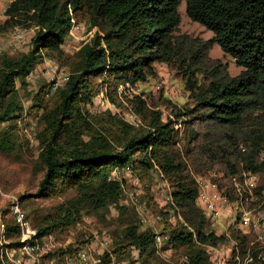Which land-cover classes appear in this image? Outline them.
I'll list each match as a JSON object with an SVG mask.
<instances>
[{
  "label": "trees",
  "instance_id": "obj_1",
  "mask_svg": "<svg viewBox=\"0 0 264 264\" xmlns=\"http://www.w3.org/2000/svg\"><path fill=\"white\" fill-rule=\"evenodd\" d=\"M183 2L188 17L214 34L212 40L180 34ZM6 15L0 33L22 20L36 34L28 52L0 56V154L26 145L19 121L42 111L37 119L40 153L32 170L38 180L36 196L62 200L49 210L26 213L22 208L37 243L76 226L85 213L113 206L124 234L116 237L117 249L105 254L101 264H112V256H126L129 249H136L148 264L157 252L155 233L139 231L121 204L122 184L111 179L115 168L131 165L141 176L158 169L171 184V205L182 211L185 224H167V243L184 250V264H211L209 248L225 244L228 237L210 229L206 212L197 204L192 171L204 174L219 168L224 175L219 190L226 189L231 202L237 200L236 183L243 182L245 173L264 175V0H15ZM74 22H86L97 32L69 59L68 83L51 101L42 88L36 105L26 110L17 81L26 87L24 80L45 56L63 59L62 46ZM213 44L242 68L238 76L231 77L226 65L210 57ZM159 64L173 70L190 92L191 105L173 112L177 119L188 116L186 125L194 131L186 149L179 146L175 121H165L163 112L150 108L143 96L127 99L140 126L110 112L92 116L86 109L101 84L107 85L109 100L121 106L119 88L155 78ZM263 189L264 183L258 194ZM9 203L1 216L10 214L13 221L4 224V238L23 259L14 256L12 261L3 252L0 264H26L21 229ZM251 238L253 234L238 231L233 256L238 251L245 257ZM254 249L248 264H262Z\"/></svg>",
  "mask_w": 264,
  "mask_h": 264
},
{
  "label": "rangeland",
  "instance_id": "obj_2",
  "mask_svg": "<svg viewBox=\"0 0 264 264\" xmlns=\"http://www.w3.org/2000/svg\"><path fill=\"white\" fill-rule=\"evenodd\" d=\"M9 5L8 1H4L0 10L5 9ZM179 11L181 15L180 34L204 41L214 38V34L211 31L188 17L185 2L181 4ZM6 20H8V17H0V24L5 23ZM76 27L79 28L71 31L62 46L64 57L61 61L55 57L45 56L43 61L24 80L27 84L26 87L21 85L20 80L17 81V87L22 98L21 101L26 110L36 105L35 96L42 88H47V101H51V97L55 94L50 93L48 67L55 69L60 76L70 74L71 61L69 59L84 44L90 41L97 32V29L89 30L86 22L76 24ZM15 28H19L24 32L25 40L18 46L9 47L8 42ZM35 34L36 30L33 26L19 20L18 24L11 28L10 31L0 33V56L6 54L16 57L28 52ZM209 55L213 60L220 61L226 65L231 77H236L241 73L242 68L237 66L234 58L225 54L217 44H213ZM156 67L157 76L155 78H150L148 81L139 83L134 87L122 86L119 88L118 94L121 99V106L115 105L109 100L107 85L101 84L98 95L92 99L86 109L92 116L110 112L121 116L134 126H140L142 123L130 108L127 99L143 96L150 108L156 107L155 109L163 112L165 121L168 118L175 121L176 129L179 131L177 136L179 146L181 149H186L194 135V131L186 125V121L189 119L188 116L177 119L173 112L191 105L190 92L187 90L185 81L179 78L168 66L159 64ZM35 113V115L26 114L19 121V133L26 145L11 153L0 154V255L4 252L12 261L16 252L11 251L7 247L8 241L4 238V224L12 220V216L10 214L7 217L5 216V218L1 216V213L10 209V198L8 197L14 195L20 199L22 196H28L24 201H20L26 213L32 210H49L62 201L53 198L40 199L36 196L38 180L34 178L32 170L38 161L40 153L37 135L41 131V126L37 119L42 114V111H36ZM197 129H199V126L194 127V130ZM190 170H193L192 166ZM192 172L195 178L205 177L216 184L218 188L221 184H224V175L219 168L209 170V172L204 174ZM133 177H137L141 181L142 189L133 188V179L127 178L125 193H123L121 199V204L128 208L131 220L139 225L140 232L156 230L158 233L170 235L169 232H166V226L168 223L174 226L181 225L182 222L179 216L182 217V211L180 209L175 210L171 205L172 200H168L172 193L168 179L158 169H154L143 176L135 171ZM263 183L264 175H258L256 187L252 191L253 196L248 197V201L245 204V207L252 211L261 229L264 225V189L261 194H258V190ZM133 192L136 194L134 199L130 196V193ZM225 192L226 189L220 190L221 194L226 195ZM198 206L201 207L200 205ZM159 211H162L163 214L167 213L168 216H163ZM159 215L163 219L162 222L157 220ZM118 218V210L113 206L97 213H85L82 221L76 226L67 228L64 231H57L40 242V264H101V258L105 254L113 255L117 249L116 237H121L124 234V230L120 228L121 224ZM143 218H147L146 223L142 222ZM239 218L240 209L230 204L217 217L214 226L210 222L212 231L218 235H226L228 237V241L217 247L216 250L209 248L211 264H238L233 252L236 245L234 237L240 231L239 223L241 220ZM255 238L253 234L249 248L256 249L259 257L261 256L262 264H264V244L257 243ZM83 253L87 255L86 261L81 259V254ZM184 256V250L174 249L172 245L164 242L158 245L155 257L151 258L148 264H184ZM15 258L23 259L21 253L16 255ZM111 260L112 264H143V260L139 257V252L136 249H129L126 256L119 257L114 255ZM240 262H245L244 257H241ZM26 264L33 263L27 260Z\"/></svg>",
  "mask_w": 264,
  "mask_h": 264
},
{
  "label": "built area",
  "instance_id": "obj_3",
  "mask_svg": "<svg viewBox=\"0 0 264 264\" xmlns=\"http://www.w3.org/2000/svg\"><path fill=\"white\" fill-rule=\"evenodd\" d=\"M4 1H8L10 5L15 0H0V7ZM7 6L5 9L0 10V17H7L6 12L8 8ZM35 28V27H34ZM78 29L79 27H76V23L74 22L73 28ZM36 30V28H35ZM25 40V34L23 31H21L19 28H15L12 31V34L10 36V40L8 42L9 47L18 46L19 44H22ZM48 74L50 75V93H55L57 90L63 88L69 81L70 74H63L59 75L58 72L53 69L52 67H48ZM60 76V77H59ZM135 174V171L131 165L125 166V167H117L115 168L111 173V179L118 181L122 184L123 192L125 193V183L127 178H132V186L135 189H142L141 181L137 177H133ZM258 179V175L252 174V173H245L243 176V182L242 183H236V189H237V200L234 202H231L229 198L220 193L219 188L208 180L205 177H198L196 178V182L198 185V191H199V197H198V205L201 206V208L206 212L207 218H209L211 225L214 226L216 219L221 213L224 211V209L232 204L235 207L240 209V223H239V230L244 235H251L254 234L256 237V242L260 244H264V225L262 229L259 227L258 222L255 220V217L252 214V211L250 209H247L245 207L246 202L248 201V197H252V191H254L256 187V181ZM130 196L132 199L136 197V194L130 193ZM8 198L11 201V206L13 210V216L16 220V222L19 224L21 229V242H22V251L27 256L28 261H31L33 264H40V250L41 247L37 243L36 237V231L31 228L29 223L26 220V215L21 207V202L18 197L11 195ZM168 200H172V196L168 198ZM180 221L185 224L183 217L179 216ZM158 222H162V217H157ZM143 223L147 222V218L142 219ZM155 233V244L158 247V245L169 241L170 235H166V233H158L156 230H153ZM212 250H216V248H211ZM252 248H249V251L247 252L246 256L244 257L245 262L241 261V256L239 252L237 251L236 255L234 256L235 260L238 261V264H248L252 262L253 256L251 253ZM254 252H257L256 249H254ZM259 257V255H258ZM261 258V256L259 257ZM81 259L86 261L87 255L86 253L81 254ZM16 264H22L21 261H17Z\"/></svg>",
  "mask_w": 264,
  "mask_h": 264
}]
</instances>
